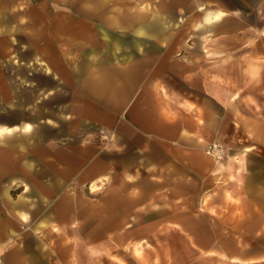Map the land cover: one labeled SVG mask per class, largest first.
<instances>
[{"label":"crops","instance_id":"0c3cea01","mask_svg":"<svg viewBox=\"0 0 264 264\" xmlns=\"http://www.w3.org/2000/svg\"><path fill=\"white\" fill-rule=\"evenodd\" d=\"M73 3L0 0L2 264L117 260L104 215L122 211L195 223V264H264V0ZM109 115L111 159L89 156V116ZM93 177L114 181L95 199L94 243L73 192Z\"/></svg>","mask_w":264,"mask_h":264},{"label":"rangeland","instance_id":"374dc122","mask_svg":"<svg viewBox=\"0 0 264 264\" xmlns=\"http://www.w3.org/2000/svg\"><path fill=\"white\" fill-rule=\"evenodd\" d=\"M79 0H73L74 3H78ZM138 2L143 0H137ZM154 1V0H153ZM73 3V10L78 7L77 4ZM151 6V5H150ZM157 5L154 4V7ZM177 4H169L171 11H176ZM129 3L128 0H120V11L121 13L128 11ZM137 7L142 9L143 5L137 4ZM78 10V9H77ZM183 15V14H182ZM181 23V20L178 24ZM79 22L74 20L73 27H78ZM176 25L175 27H178ZM73 40L79 39L80 36L73 35ZM176 36H173L172 42H176ZM76 43V41L74 42ZM79 46V45H78ZM60 57L72 60V62L77 61L80 57L79 51L72 52H57L56 56L58 59ZM61 58V59H62ZM43 62H47L46 58L41 57ZM69 65V63H68ZM62 68V67H61ZM111 116H89V121L87 123V133H86V144L88 145L89 156H96V150L107 156V159H111V147L113 144V132ZM91 119H93L91 121ZM95 119L103 120L106 122L102 124L94 122ZM72 141L79 142V134L72 136ZM219 143V142H218ZM74 144V143H73ZM221 144V143H220ZM222 145V144H221ZM207 147V146H206ZM224 147V146H223ZM225 149V147H224ZM226 156H227V150ZM209 156V155H208ZM91 158H89L90 160ZM88 171L96 172L95 165L89 164ZM112 171L111 163L105 164V173L110 174ZM96 174V173H95ZM93 173L92 176L95 175ZM73 184V192L77 197V204L82 207V212L80 214L83 218V223H87L85 230L89 233V237L92 238V242L99 239V229L95 227L97 213H96V198L101 196V190L105 187H112L114 181L109 178H104V180L96 182L95 177L89 178L86 183ZM117 183V181H115ZM79 184V185H78ZM79 214V213H78ZM170 214V213H159V212H136L133 216L135 218L131 219L132 223H127L128 212H120L119 215L111 217V215H104V250L108 252L113 257H118L117 260H112L105 256L100 259L97 264H141L139 260V251H146L147 262L143 264H195V244H193L192 233L195 231V223H182L183 227H176L175 225L180 223H145L147 220L156 219L160 215ZM113 219V220H112ZM118 221V222H117ZM118 223L119 228H116ZM111 224H113L111 227ZM185 226V227H184ZM194 227V228H193ZM114 231L116 238H118V243H113L112 238L107 236L108 232ZM117 230V231H116ZM98 233V234H97ZM134 241L136 243L135 253L138 258H134V250H129L128 242ZM161 255L162 261L159 263V256ZM166 257V260L165 258ZM74 264H82L77 262ZM199 264V263H196Z\"/></svg>","mask_w":264,"mask_h":264},{"label":"built area","instance_id":"2783aa9c","mask_svg":"<svg viewBox=\"0 0 264 264\" xmlns=\"http://www.w3.org/2000/svg\"><path fill=\"white\" fill-rule=\"evenodd\" d=\"M205 153L209 155L211 158H213L215 161H221L226 157V151L218 142H212L207 145L205 148ZM0 264H2V261L0 259Z\"/></svg>","mask_w":264,"mask_h":264}]
</instances>
